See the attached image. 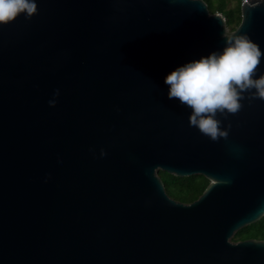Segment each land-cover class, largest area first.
Returning <instances> with one entry per match:
<instances>
[{
  "label": "water",
  "instance_id": "1",
  "mask_svg": "<svg viewBox=\"0 0 264 264\" xmlns=\"http://www.w3.org/2000/svg\"><path fill=\"white\" fill-rule=\"evenodd\" d=\"M241 15L0 0V264H264L231 240L264 215V0Z\"/></svg>",
  "mask_w": 264,
  "mask_h": 264
},
{
  "label": "trees",
  "instance_id": "2",
  "mask_svg": "<svg viewBox=\"0 0 264 264\" xmlns=\"http://www.w3.org/2000/svg\"><path fill=\"white\" fill-rule=\"evenodd\" d=\"M211 12H221L229 30H234L241 22V0L232 8H227V0H205ZM159 174L165 184L167 193L180 201L191 202L197 199L210 184V179L202 174L177 176L160 170ZM248 238L264 239V215L257 221L240 228L235 234V240Z\"/></svg>",
  "mask_w": 264,
  "mask_h": 264
},
{
  "label": "rangeland",
  "instance_id": "3",
  "mask_svg": "<svg viewBox=\"0 0 264 264\" xmlns=\"http://www.w3.org/2000/svg\"><path fill=\"white\" fill-rule=\"evenodd\" d=\"M236 4H237V0H227V8H232V7H234ZM231 240H232V241H236V240L234 239V236L231 237Z\"/></svg>",
  "mask_w": 264,
  "mask_h": 264
},
{
  "label": "built area",
  "instance_id": "4",
  "mask_svg": "<svg viewBox=\"0 0 264 264\" xmlns=\"http://www.w3.org/2000/svg\"><path fill=\"white\" fill-rule=\"evenodd\" d=\"M245 0H241V3L244 2Z\"/></svg>",
  "mask_w": 264,
  "mask_h": 264
}]
</instances>
